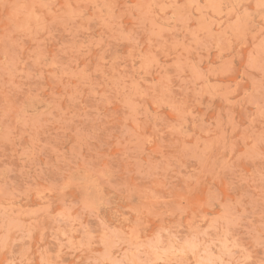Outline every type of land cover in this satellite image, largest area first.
I'll use <instances>...</instances> for the list:
<instances>
[{"label": "rangeland", "instance_id": "374dc122", "mask_svg": "<svg viewBox=\"0 0 264 264\" xmlns=\"http://www.w3.org/2000/svg\"><path fill=\"white\" fill-rule=\"evenodd\" d=\"M0 264H264V0H0Z\"/></svg>", "mask_w": 264, "mask_h": 264}]
</instances>
